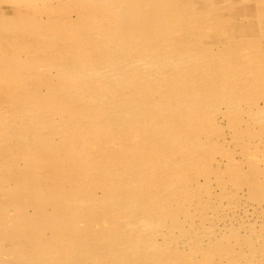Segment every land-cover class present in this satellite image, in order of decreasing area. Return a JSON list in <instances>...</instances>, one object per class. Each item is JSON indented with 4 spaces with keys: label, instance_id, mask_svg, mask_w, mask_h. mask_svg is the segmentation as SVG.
<instances>
[{
    "label": "rangeland",
    "instance_id": "rangeland-1",
    "mask_svg": "<svg viewBox=\"0 0 264 264\" xmlns=\"http://www.w3.org/2000/svg\"><path fill=\"white\" fill-rule=\"evenodd\" d=\"M90 1L0 0V264H264V0Z\"/></svg>",
    "mask_w": 264,
    "mask_h": 264
},
{
    "label": "bare ground",
    "instance_id": "bare-ground-1",
    "mask_svg": "<svg viewBox=\"0 0 264 264\" xmlns=\"http://www.w3.org/2000/svg\"><path fill=\"white\" fill-rule=\"evenodd\" d=\"M89 2H91V1L89 0ZM116 2H117V1H116ZM124 2H125V1H124ZM110 3H111V2H110ZM112 3H113V0H112ZM119 3H120V2H119ZM97 4H100V3H97ZM107 4H108V3H107ZM117 4H118V3H117ZM133 4L135 5L136 3H133ZM133 4H132V5H133ZM110 5H111V4H110ZM120 5H122V4L120 3ZM134 5H133V6H134ZM114 6H116V5H114ZM114 6L112 5L111 7H114ZM122 6H123V5H122ZM125 6H126V5H125ZM128 8H129V7H128ZM125 9H127V8H125ZM91 10H92V9H91ZM110 10H112V9L109 8V11H110ZM127 10H128V9H127ZM136 10H137V9H136ZM138 10H139V9H138ZM115 11H116V10H115ZM146 11H147V10H146ZM94 12H96V11L94 10ZM112 12H113V11H112ZM126 12H128V11H126ZM132 12H133V11L128 12V13H132ZM135 12H136V11H135ZM140 12H141V11H140ZM159 12H160V11H159ZM92 13H93V12H92ZM124 13H125V12H124ZM93 14H94V13H93ZM105 14H106V12H105ZM107 14H108V13H107ZM116 14H119V13H116ZM126 14H127V13H126ZM150 14H152V13H150ZM110 15H111V14H110ZM121 15H123V14L121 13L119 16H121ZM138 15H139V14H138ZM141 15H142V14H141ZM143 15H145V14H143ZM147 15H148V14H147ZM129 16H130V15H129ZM129 16H128V17H129ZM131 16H132V15H131ZM133 16H134V15H133ZM136 16H137V15H136ZM145 16H146V15H145ZM152 16H153V15H152ZM152 16H150V17H152ZM155 16H156V15H155ZM106 17H108V16H106ZM116 17H117V16H116ZM126 17H127V15H126ZM142 17H143V16H142ZM142 17H141V20H142ZM157 17H158V16H157ZM110 18H111V17H110ZM124 18H125V17H124ZM138 18H139V17H138ZM159 18H160V17H159ZM168 18H169V17H168ZM170 18H171V17H170ZM172 18H173V17H172ZM172 18H171V19H172ZM118 19H119V17H118ZM118 19L114 20V22H115V21H118ZM121 19H122V18H121ZM144 19H147V18H144ZM148 19H151V21H153L152 18H148ZM148 19H147V20H148ZM97 20H98V19H97ZM160 20H161V19H160ZM169 20H170V19H169ZM94 21H95V20H94ZM105 21H106V20H105ZM128 21H129V19H127V23H128ZM138 21H139V20H138ZM125 22H126V21H125ZM132 22H134V20H133ZM136 22H137V21H136ZM144 22H145V21H144ZM165 22H166V21H165ZM119 23H121V22H119ZM137 23L139 24V22H137ZM141 23H143V22H141ZM148 23H149V22H148ZM158 23H159V22H158ZM115 24H116V23H115ZM131 24H132V23H131ZM131 24H130V26H131ZM143 24H144V23H143ZM125 25H126V24H125ZM132 25H133V24H132ZM139 25H140V24H139ZM111 26H112V25H111ZM119 26H120V24H119ZM121 26H124V25H121ZM126 26L128 27V25H126ZM130 26H129V27H130ZM152 26H153V27H151V24H150V27H151V28H154L155 25L152 24ZM156 26H157V22H156ZM156 26H155V27H156ZM159 26H160V25H159ZM124 27H125V26H124ZM124 27H121L120 30H121L122 28L124 29ZM135 27H136V26H135ZM141 27H142V26H141ZM150 27H147V28H150ZM133 28H134V27H133ZM143 28H144V27H143ZM143 28H141L142 31H143ZM151 28H150V32L152 33ZM126 29H127V28H125V30H126ZM135 29H137V28H135ZM144 29H145V28H144ZM167 29H170V28H167ZM95 30H96V29H95ZM99 30H100V29H99ZM115 30H116V29H115ZM138 30H140V28H139ZM141 30L139 31L140 33H141ZM145 30H146V29H145ZM147 30H148V29H147ZM153 30H155V29H153ZM157 30H158V29H157ZM159 30H160V29H159ZM93 31H94V30H93ZM118 31H119V30H118ZM131 31L133 32V29H131ZM164 31H166V30H164ZM96 32H97V31H96ZM123 32H124V31H123ZM125 32H126L125 35H127V31H125ZM145 32L147 33V31H145ZM150 32H148V33H150ZM134 33H137V32L134 30ZM151 33H150V34H151ZM160 33H161V32H160ZM162 33H163V32H162ZM169 33H170V32H169ZM120 34H122V33H120ZM138 34H139V33H138ZM142 34H144V33H142ZM142 34H141V35H142ZM150 34H149V35H150ZM152 34H153V33H152ZM156 34H157V32H156ZM156 34H155V35H156ZM118 35H119V34H117V35H115V36H118ZM130 35H131V33H130ZM136 35H137V34H136ZM144 35H145V34H144ZM89 36H90V35H89ZM92 36H93V35H92ZM122 36H123V35H122ZM131 36H133V35H131ZM145 36H146V35H145ZM155 37H156V36H155ZM118 38H119V36H118ZM120 38H121V36H120ZM120 38H119V39H120ZM124 38H125V36H124ZM129 38H130V36H129V37L127 36V40H128ZM134 38H136V37H134ZM134 38H133V39H134ZM142 38H143V41H144V37H142ZM142 38H140V39H142ZM145 38H146V37H145ZM147 38H148V37H147ZM156 38H157V37H156ZM119 39H118V41H119ZM121 39H122V38H121ZM133 39H132V40H133ZM137 39H138V38H137ZM137 39H136V40H137ZM157 39H158V38H157ZM159 39H160V36H159ZM109 40H110V38H109ZM114 40H117V39L115 38ZM127 40H126V41H127ZM149 40H150V39H149ZM120 41H121V40H120ZM120 41H119V42H120ZM153 41H154V40H153ZM167 41H168V40H167ZM111 42H112V41H111ZM122 42H123V41H122ZM122 42H121V43H122ZM124 42H125V41H124ZM128 42H129V41H128ZM131 42H132V41H131ZM137 42H138V40H137ZM148 42H149V41L145 40V43H148ZM154 42H155V41H154ZM154 42L151 41L152 44H153ZM117 43H118V42H117ZM121 43H120V44H121ZM125 43H127V42H125ZM125 43H124V44H125ZM151 43H150V44H151ZM155 43H156V42H155ZM106 44H107V43H106ZM131 44H132V43H130V45H131ZM139 44H143V45H144L143 42H142V43H139ZM148 44H149V43H148ZM160 44H161V43H160ZM121 45H122V44H121ZM125 45H126V44H125ZM127 45H128V43H127ZM127 45H126V46H127ZM134 45L136 46V44H134ZM143 45H142V46H143ZM112 46H113V45H112ZM119 46H120V45H119ZM140 46H141V45H139V47H140ZM142 46H141V47H142ZM145 46L147 47V45H145ZM145 46H144V48H145ZM171 46H172V45H171ZM107 47H108V45H107ZM121 47H123V46H121ZM137 47H138V46H137ZM139 47H138V48H139ZM149 47H150V46H149ZM152 47H153V46H152ZM123 48H125V47H123ZM133 48H134V47H133ZM133 48H131V49H133ZM142 48H143V47H142ZM145 49H146V48H145ZM171 49H172V48H171ZM118 50H119V52H120V48H119ZM123 50H124V49H123ZM136 50H137V49H136ZM116 51H117V50H116ZM121 51H122V50H121ZM126 51H127V50H126ZM130 51H131V50H130ZM141 51H144V50L142 49ZM156 51H157V50H156ZM161 51H162V50H161ZM106 52H107V50H106ZM123 52H125V51H122V53H123ZM131 52H134V51H131ZM144 52H145V51H144ZM148 52H149V51H148ZM159 52H160V51H159ZM104 53H105V52H104ZM104 53H103V54H104ZM137 53H138V51H137ZM145 53H146V52H145ZM145 53H144V54H145ZM149 53H150V52H149ZM154 53H155V51L153 52V54H154ZM169 53H170V52H169ZM174 53H175V52H174ZM105 54H106V53H105ZM115 54H117V53L115 52ZM115 54H114V55H115ZM119 54H120V53H119ZM123 54L125 55V53H123ZM123 54H122V55H123ZM144 54H142V55H144ZM151 54H152V53H151ZM158 54H159V53H157V55H158ZM109 55H110V53H109ZM114 55H113V56H114ZM120 55H121V54H120ZM122 55H121V56H122ZM130 55H131V54H130ZM113 56H112V57H113ZM136 56H137V55H136ZM136 56H135V57H136ZM146 56L148 57V55H146ZM124 57H125V56H124ZM131 57H132V56H131ZM137 57H138V56H137ZM137 57H136V58H137ZM154 57H155V56H154ZM114 58H115V57H114ZM114 58L112 59L113 61H114ZM120 58H121V57H120ZM128 58H129V57H128ZM132 58H134V57H132ZM149 58H150V57H149ZM14 59H15V57H14ZM115 59H116V58H115ZM117 59H118V58H117ZM117 59H116V60H117ZM129 59H130V58H129ZM129 59H126V61L128 60V61H127L128 63H125V64H129V65H126V66H130V65H131V67H132V64L138 62V60L135 62V61H131V60H129ZM144 59H145V58H144ZM116 60H115V61H116ZM119 60H120V59H119ZM124 60H125V59H124ZM155 60H156V59H155ZM161 60H162V59H161ZM7 61H8V60H6V61H4V62H7ZM27 61H28V60H27ZM101 61H103V59H102ZM104 61H105V60H104ZM115 61H114V62H115ZM146 61H147V60H146ZM109 62H110V61H109ZM111 62H112V61H111ZM142 62H143V61H142ZM197 62H198V61H197ZM200 62H202V61H200ZM203 62H204V61H203ZM206 62H207V61H206ZM8 63H9V61H8ZM14 63H15V60H14ZM121 63L124 64L123 62H121ZM130 63H132V64H130ZM151 63H152V61H151ZM154 63H155V62H154ZM112 64H115V65H116V63H112ZM122 64L119 65V66H123ZM125 64H124V65H125ZM136 64H138V63H136ZM142 64H144V63H142ZM148 64H149V63H148ZM152 64H153V63H152ZM195 64H196V63H195ZM205 64H206V63H205ZM205 64H204V65H205ZM94 65H95V64H94ZM110 65H111V64H110ZM159 65H160V63H159ZM161 65H162V63H161ZM201 65H203V64H201ZM58 66H59V65H58ZM104 66H105V65H104ZM104 66H103V67H104ZM117 66H118V65H117ZM136 66H138V65H136ZM151 66H152V65H151ZM156 66H158V65H156ZM163 66H164V65H163ZM184 66H185V65H184ZM184 66H183V67H184ZM134 67H135V66H134ZM159 67H160V66H159ZM199 67H200V65H199ZM206 67H207V66H206ZM57 68H58V67H57ZM57 68H56V70H57ZM84 68H85V67H84ZM112 68H113V67H112ZM123 68H126V67H123ZM127 68H128V67H127ZM129 68H130V67H129ZM144 68H145V66H143V69H144ZM155 68H156V67H155ZM172 68H173V67H172ZM177 68H178V67H177ZM180 68L182 69V67H180ZM187 68H189V67H187ZM201 68H202V67H201ZM58 69H59V68H58ZM61 69H63V68H61ZM61 69H60V71H61ZM74 69H76V68H74ZM81 69H82V68H81ZM93 69H94V68H93ZM109 69H110V67H109ZM113 69H114V68H113ZM130 69L133 70L134 68H133V69L130 68ZM138 69H139V68H138ZM146 69H147V68H146ZM158 69H159V68H158ZM184 69L186 70V68H183L182 70H184ZM196 69H197V68H196ZM203 69H204V68H203ZM207 69H208V68H207ZM36 70H37V69H36ZM65 70H66V69H65ZM65 70H62V71H65ZM91 70H92V69H91ZM91 70H90V71H91ZM111 70H112V69H111ZM135 70H136V69H135ZM139 70H140V69H139ZM153 70H154V67H153ZM159 70H160V69H159ZM159 70H158V71H159ZM169 70H170V69H169ZM34 71H35V70H34ZM44 71H45V70H44ZM71 71H72V70H71ZM82 71H83V70H82ZM87 71H88V69H87ZM126 71H127V70H126ZM126 71H125V72H126ZM129 71H130V70H129ZM137 71H138V70H137ZM144 71H145V70H144ZM173 71H174V70H173ZM68 72H69V71L67 70V73H68ZM76 72H78V73L80 74V71H77V70H76ZM76 72H75V71H74V72H71V73H69L67 76H64V74H61V73H62V72H61V73H60V74H61V78H64V77H71L73 74H76ZM92 72H93V71H92ZM106 72H107V70L105 71V73H106ZM146 72L148 73L149 71H146ZM155 72H157V70H155ZM162 72H163V71H162ZM186 72H187V71H186ZM58 73H59V72H58ZM58 73H57V74H58ZM64 73H65V72H64ZM81 73H82V72H81ZM96 73H97V72H96ZM127 73H128V71H127ZM144 73H145V72H144ZM60 74H58V75L60 76ZM79 74H77V77H79V76H78ZM112 74H113V73H112ZM112 74H111V75H112ZM129 74L132 75L130 72H129ZM148 74H149V73H148ZM148 74H145V75H148ZM156 74H157V73H156ZM192 74H193V73H192ZM84 75H86V73H85ZM88 75H90V74L88 73ZM88 75H87V76H88ZM97 75L99 76V75H102V74H101V72H98ZM97 75H96V76H97ZM104 75H105V74H104ZM108 75L111 76L110 74H108ZM114 75H115V74H114ZM125 75H127V74H125ZM125 75H124V76H125ZM140 75H142V77L144 76L143 73H142V74L140 73ZM150 75H151V74H150ZM153 75H154V73H153ZM30 76H31V75H30ZM32 76H33V75H32ZM80 76H81V78H83V74H80ZM115 76H116V75H115ZM154 76H155V75H154ZM21 77H22V76H21ZM24 77H25V75H24ZM73 77L77 78L75 75H74ZM92 77H93V76H92ZM100 77H101V76H100ZM103 77H104V76H103ZM137 77H138V76H137ZM142 77H141V78H142ZM37 78H38V77H37ZM84 78H85V77H84ZM116 78H117V77H116ZM119 78H120V77H119ZM122 78H123V77H122ZM144 78H145V77H144ZM144 78H143V79H144ZM24 79H25V78H24ZM33 79H34V78H33ZM72 79H73V78H72ZM72 79H70V80L72 81ZM78 79H79V78H78ZM90 79H91V77H90ZM105 79H106V78H105ZM108 79H109V78H108ZM120 79H121V78H120ZM124 79H125V78H124ZM137 79H138V78H137ZM151 79H152V78H151ZM20 80H21V79H20ZM26 80H27V79H26ZM57 80H58V78H57ZM60 80H61V79H60ZM73 80H74V79H73ZM75 80L77 81V79H75ZM98 80H100V78H99ZM98 80H96V81L98 82ZM103 80H104V79H103ZM117 80H119V79L117 78ZM128 80H129V79H128ZM135 80H136V79H135ZM17 81H18V80H17ZM24 81H25V80H24ZM71 81H69V82H71ZM100 81H101V80H100ZM115 81H116V80H115ZM121 81H122V80H121ZM125 81H126V80H125ZM145 81H148V80H145ZM61 82H62V81H61ZM77 82H78V81H77ZM105 82H106V81H105ZM132 82H134V81H132ZM153 82H154V81H153ZM155 82H156V81H155ZM21 83H22V81H21ZM32 83H33V82H32ZM71 83H72V82H71ZM78 83H79V82H78ZM95 83H96V82H95ZM95 83H94V84H95ZM124 83H125V82H124ZM145 83H147V82H145ZM64 84H65V83H64ZM69 84H70V83H69ZM81 84L83 85V84H85V83H81ZM114 84H115V82H114ZM116 84H117V83H116ZM116 84H115V85H116ZM128 84H130V83H127V85H128ZM131 84H133V83H131ZM140 84H141V83H140ZM151 84H152V83H151ZM159 84H160V83H159ZM163 84H164V83H163ZM167 84H168V83H167ZM15 85H16V84H15ZM66 85H67V84H66ZM85 85H86V84H85ZM104 85H105V84H104ZM117 85H120V83L117 84ZM142 85H144V84H142ZM16 86H17V85H16ZM61 86H62V85H61ZM70 86H71V84H70ZM80 86H81V85H80ZM80 86L77 85L78 88H81ZM86 86H87V85H86ZM153 86H154V85H153ZM153 86H152V87H153ZM156 86H157V85H156ZM165 86H166V85H165ZM52 87H53V86H52ZM65 87H66V86H65ZM65 87H64V88H65ZM68 87H69V86H68ZM94 87H95V86H94ZM121 87H122V86H121ZM129 87H131V86H129ZM141 87H142V86H141ZM143 87H144V88H147V86H143ZM167 87H168V86H167ZM66 88H67V87H66ZM69 88H70V87H69ZM72 88H73V87H72ZM78 88H77V90H79ZM83 88H85V87H83ZM100 88H101V87H100ZM102 88H103V87H102ZM122 88H123V87H122ZM127 88H128V87H127ZM153 88H154V87H153ZM159 88H160V87H158V89H159ZM81 89H82V88H81ZM89 89H90V88H89ZM89 89H88V90H89ZM93 89H95V88H93ZM112 89H113V88H112ZM125 89H126V87H125ZM130 89H131V88H130ZM137 89H138V88H137ZM139 89H140V88H139ZM179 89H180V88H179ZM52 90H53V89H52ZM70 90H71V89H70ZM72 90H73V89H72ZM83 90H84V89H83ZM83 90H82V91H83ZM86 90H87V89H86ZM86 90H84V91H86ZM101 90H102V89H101ZM118 90H119V89H118ZM120 90H121V89H120ZM128 90H129V89H128ZM75 91H76V88H75ZM92 91H93V90H92ZM94 91H96V90H94ZM122 91H123V90H121V92H122ZM129 91H130V90H129ZM131 91H132V89H131ZM145 91H146V90H145ZM145 91H144V92H145ZM51 92H52V91H51ZM77 92H78V91H76L75 94H77ZM88 92H89V91H88ZM90 92H91V91H90ZM106 92H107V91H106ZM109 92H110V90H109ZM117 92H118V91H117ZM125 92H127V91H124V93H125ZM166 92H167V91H166ZM11 93H12V92H11ZM72 93H73V92H72ZM103 93H104V92H103ZM103 93H102V95H100L101 97L103 96ZM115 93H116V92H115ZM124 93H123V94H124ZM141 93H142V92H141ZM58 94H59V93H58ZM81 94H82V93H81ZM89 94H90V93H89ZM99 94H100V93H99ZM106 94H109V93H106ZM113 94H114V93H113ZM123 94H122V95H123ZM126 94H127V93H126ZM143 94H144V93H143ZM56 95H57V94H56ZM56 95H54L53 97L56 98V97H55ZM82 95H83V94H82ZM91 95H92V94H91ZM96 95H97V94H96ZM110 95H111V94H110ZM117 95H118V94H117ZM127 95H129V94H127ZM130 95H131V94H130ZM170 95H171V94H170ZM30 96H31V95H30ZM43 96H44V95H43ZM71 96H72V95H71ZM76 96H78V95H76ZM87 96H88V95H87ZM97 96H98V95H97ZM113 96H114V95H113ZM183 96H184V95H183ZM13 97H14V96H13ZM69 97H70V96H69ZM84 97H85V96H83V98H84ZM90 97H91V96H90ZM110 97H111V96H110ZM51 98H52V97H51ZM67 98H68V97H67ZM70 98H71V97H70ZM73 98H74V97H73ZM77 98H78V97H77ZM93 98H94V97H93ZM106 98H107V97L104 98V99H105V102H107L106 100L108 99V98H107V99H106ZM115 98H116V97H115ZM115 98H114V99H115ZM119 98H121V97H119ZM12 99H13V98H12ZM18 99H19V98H18ZM21 99H22V98H21ZM58 99H59V98H58ZM64 99H65V97H64ZM71 99H72V98H71ZM81 99H82V97H81ZM116 99H117V98H116ZM123 99H124V98H123ZM125 99H126V98H125ZM179 99H180V98H179ZM49 100H50V98H49ZM67 100H68V99H67ZM74 100H76V99H74ZM79 100H80V98H79ZM83 100H84V99H83ZM86 100H87V99H86ZM119 100H120V99H119ZM183 100H184V98H183ZM47 101H48V100H47ZM51 101H52V100H51ZM80 101H82V100H80ZM92 101H93V99H92ZM99 101L101 102V100H99ZM116 101H118V100H116ZM16 102H17V101H16ZM68 102H69V101H68ZM105 102H104V103H105ZM108 102H109V101H108ZM112 102H114L113 99H112ZM166 102H167V101H166ZM46 103H47V102H46ZM57 103H58V102H57ZM59 103H60V102H59ZM63 103H64V102H63ZM85 103H86V102H85ZM85 103H84V104H85ZM95 103H96V101L94 102V106H95ZM109 103H110V102H109ZM77 104H78V103H77ZM80 104H81V103H80ZM80 104H79V105H80ZM87 104H88V106H89V103H87ZM91 104H93V103H91ZM105 104H106V103H105ZM56 105H57V104H56ZM58 105H59V104H58ZM58 105H57V106H58ZM66 105H67V102H66ZM66 105H65V106H66ZM74 105H75V104H74ZM79 105H78L77 107H79ZM98 105H99V104H98ZM108 105H109V104H108ZM111 105H112V104H111ZM116 105H117V104H116ZM237 105H238V104H237ZM44 106H45V105H44ZM68 106H70V105L68 104ZM96 106H97V105H96ZM117 106H118V105H117ZM184 106H185V105H184ZM70 107H71V106H70ZM70 107H69V108H70ZM77 107H76V109H77ZM91 107H92V106H91ZM98 107H99V106H98ZM25 108H26V107H25ZM40 108H41V107H40ZM57 108H58V107H57ZM63 108L65 109V107H63ZM73 108H74V106H73ZM82 108H85V106H84V107H81V109H82ZM99 108H100V107H99ZM106 108H107V107H106ZM162 108H163V107H162ZM46 109H48V108H46ZM61 109H62V108H61ZM71 109H72V108H71ZM76 109H75V110H76ZM81 109H78V111L81 112ZM104 109H105V108H104ZM104 109H103L102 112H105ZM114 109H115V108H114ZM53 110H54V109H53ZM66 110L68 111V108H67ZM84 110H85V109H84ZM84 110H83V111H84ZM101 110H102V108H101ZM188 110H189V109H188ZM45 111H46V110H45ZM69 111H70V110H69ZM72 111H73V110H72ZM95 111H96V110H95ZM95 111H94V112H95ZM114 111H115V110H114ZM167 111H168V110H167ZM31 112H32V111H31ZM39 112H40V111H39ZM43 112H44V111H43ZM88 112H89V110H88ZM98 112H99V111H98V109H97V112H96V113H98ZM106 112H107V110H106ZM176 112H177V111H176ZM32 113H33V112H32ZM36 113H38V112H36ZM53 113H54V112H53ZM76 113H77V111H76ZM118 113H119V112H118ZM178 113H179V111H178ZM188 113H189V112H188ZM16 114H17V113H16ZM61 114H62V113H61ZM67 114H68V113H67ZM70 114H71V112H70ZM111 114H112V113H111ZM115 114L118 115L117 113H115ZM115 114H114V115H115ZM175 114H176V113H175ZM25 115H26V114H25ZM68 115H69V114H68ZM72 115H73V113H72ZM74 115H75V114H74ZM83 115H84V114H83ZM99 115L101 116L102 114H99ZM107 115H108V114H107ZM116 115H115V116H116ZM4 116H5V115H4ZM37 116H38V115H37ZM37 116H36V117H37ZM45 116H46V115H45ZM104 116H105V115H104ZM112 116H113V115H111V117H112ZM119 116H120V115H119ZM119 116H117V117H119ZM126 116H127V115H126ZM176 116H177V115H176ZM32 117H33V116H32ZM34 117H35V116H34ZM40 117H41V116H40ZM40 117H38V118L40 119ZM42 117L44 118L43 115H42ZM63 117H65V116H63ZM68 117H70V116H68ZM130 117H131V116H130ZM174 117H175V116H174ZM20 118H21V117H20ZM66 118H67V117H66ZM75 118H76V117H75ZM121 118H122V117H121ZM125 118H126V117H125ZM128 118H129V117H128ZM128 118H127V119H128ZM0 119H1V118H0ZM32 119H33V118H32ZM46 119H48V117H47ZM49 119H50V118H49ZM59 119H60V118H59ZM64 119H65V118H64ZM64 119H62V120H64ZM70 119H71V118H70ZM118 119H120V118H118ZM51 120H53V119L51 118ZM27 121H28V120H27ZM36 121L39 122V123H41V122H40L41 120H40V121L36 120ZM42 121H43V120H42ZM45 121H46V120H45ZM45 121H43V122L45 123ZM48 121H49V120H48ZM53 121H54V120H53ZM58 121H59V120H58ZM131 121H132V120H131ZM155 121H156V120H155ZM168 121H169V120H168ZM3 122H4V121H3ZM5 122H6V121H5ZM43 122H42V124H43ZM112 122H113V121H112ZM21 123H22V122H21ZM23 123H24V122H23ZM107 123H109V122H107ZM67 124H68V123H67ZM69 124H70V122H69ZM74 124H75V123H74ZM76 124H77V123H76ZM76 124H75V125H76ZM91 124H92V123H91ZM6 125H7V124H6ZM10 125H11V124H10ZM43 125H44V124H43ZM45 125H46V124H45ZM63 125H64V124H63ZM38 126H40V125H38ZM52 126H53V125H52ZM52 126L49 125V127H52ZM64 126H65V125H64ZM69 126H71V125H69ZM89 126H90V125H89ZM102 126H103V125H102ZM46 127H47V126H46ZM72 127H73V125H72ZM72 127H71V128H72ZM74 127H75V126H74ZM104 127H105V126H104ZM6 128H7V127H6ZM52 128H53V127H52ZM58 128H59V127H58ZM59 129H60V128H59ZM65 129H66V128H65ZM68 129H69V128H68ZM79 129H80V128H79ZM107 129H108V128H107ZM48 130H50V129H48ZM86 130H87V129H86ZM2 131H3V130H2ZM81 131H83V130H81ZM84 131H85V130H84ZM84 131H83V132H84ZM88 131H90V130H88ZM3 132H4V131H3ZM31 132H32V130H31ZM46 132H47V131H46ZM75 132H76V131H75ZM79 132H80V131H78V133L76 132V134H79ZM109 132H110V131H109ZM43 133H44V132H43ZM47 133H48V132H47ZM84 133H85V132H84ZM2 134H3V133H2ZM51 134L53 135V133H51ZM54 134H56V133H54ZM64 134H66V133L64 132ZM80 134H81V133H80ZM105 134H106V133H105ZM33 135H35V133H34ZM36 135H37V134H36ZM40 135H41V133H40ZM40 135H39V136H40ZM66 135H67V134H66ZM83 135H85V134H83ZM93 135H94V134H93ZM19 136H20V135H19ZM90 136H91V135H90ZM90 136H89V134H88V137H89V138H90ZM24 137H25V136H24ZM28 137H29V136H28ZM88 137H87V138H84V139H88ZM106 137H107V135H106ZM17 138H18V137H17ZM44 138H45V137H44ZM51 138H52V137H51ZM53 138H54V135H53ZM53 138H52V139H53ZM82 138H83V136H82ZM93 138H94V136H93ZM99 138H100V137H99ZM110 138H111V137H110ZM45 139L47 140V138H45ZM97 139H98V138H97ZM0 140H1V139H0ZM9 140H10V139H9ZM14 140H15V138H14ZM40 140H43V139H40ZM46 140H45V141H46ZM82 140H83V139H82ZM91 140H92V139H91ZM98 140H99V139H98ZM101 140H102V139H101ZM32 141H33V140H32ZM47 141H48V140H47ZM52 141H53V140H52ZM80 141H81V139H80ZM86 141H87V140H86ZM95 141H96V140H95ZM106 141H107V140H106ZM108 141H110V140L108 139ZM37 142H38V141H37ZM37 142H36V143H37ZM41 142H42V141H41ZM43 142H44V141H43ZM63 142H64V141H63ZM38 143H40V142H38ZM49 143H51V141H50ZM49 143H48V144H49ZM101 143H102V142H101ZM105 143H106V142H105ZM41 144H43V143H41ZM45 144H46V143H45ZM92 144H93V143H92ZM96 144H97V143H96ZM65 145H66V144H65ZM70 145H71V144H70ZM97 145H98V144H97ZM33 146H34V145H33ZM53 146H54V145H53ZM78 146H79V145H78ZM99 146H100V145H99ZM43 147H45V146H43ZM50 147H52V146H50ZM84 147H85V144H84ZM89 147H90V146H89ZM91 147H92V145H91ZM46 148H47V147H46ZM46 148H44L45 151H46ZM66 148H67V147H66ZM68 148H71V147H68ZM68 148H67V149H68ZM72 148H73V147H72ZM75 148H76V147H75ZM100 148H101V147H100ZM103 148H105V147H103ZM56 149H57V148H56ZM90 150H91V149H90ZM47 151H48V150H47ZM52 151H53V150H52ZM78 151H79V150H78ZM92 151H93V150H92ZM94 151H95V150H94ZM94 151H93V152H94ZM97 151H98V150H97ZM101 151H102V149H101ZM80 152H81V151H80ZM82 152H83V150H82ZM88 152H89V151H88ZM31 153H32V152H31ZM100 153H101V152H100ZM12 154H13V153H12ZM57 154H58V153H57ZM79 154H80V153H79ZM48 155L50 156L51 154H48ZM65 155H66V154H64V157H65ZM46 156H47V155H46ZM51 156H52V155H51ZM51 156H50V157H51ZM18 157H19V156H16V158H18ZM30 157H31V156H30ZM68 157H69V156H68ZM77 157H79V156H77ZM80 157H81V156H80ZM82 157H83V156H82ZM72 158H73V157H72ZM88 158H89V157H88ZM97 158H98V157H97ZM14 159H15V157H14ZM44 159H45V158H44ZM66 159H67V158H66ZM66 159H64V161H65ZM28 160H30V159H27V161H28ZM51 160H52V159H51ZM61 160H62V159H61ZM79 160H80V159H79ZM84 160H85V159H84ZM10 161H11V160H10ZM69 161H70V160H69ZM71 161H72V159H71ZM73 161H74V160H73ZM76 161H77V160H76ZM76 161H75V162H76ZM85 161H87V160H85ZM94 161H96V160H94ZM29 162H30V161H29ZM29 162H28V163H29ZM32 162H33V161H32ZM39 162H41V161H39ZM35 163H37V162L35 161ZM76 163H77V162H76ZM82 163H83V161H82ZM84 163H85V162H84ZM67 164H68V163H67ZM93 164H97V162H96V163H93ZM92 166H93V165H92ZM114 167H115V166H114ZM94 168H95V167H94ZM36 170H37V168H36ZM134 170H135V169H134ZM33 175H35V174H33ZM39 175H40V174H39ZM44 175H46V174L44 173ZM114 175H115V174H114ZM114 175H113V176H114ZM149 176H150V175H149ZM115 178H116V177H115ZM115 178H114V179H115ZM43 179H44V178H43ZM138 179H139V178H138ZM44 181H45V180H44ZM188 181H189V180H188ZM122 182H123V181H122ZM117 183H118V182H117ZM117 183H116V184H117ZM119 183H120V182H119ZM175 183H176V182H175ZM35 184H36V183H35ZM144 184H145V183H144ZM146 184H148V183H146ZM37 185H38V184H37ZM137 185H138V184H137ZM35 186H36V185H35ZM116 186H117V185H116ZM186 186H187V185H186ZM145 187H146V186H145ZM76 190H78V189H76ZM72 191H73V190H72ZM79 192L81 193V191H78V193H79ZM68 194H69V193H68ZM71 194H72V193H71ZM76 194H77V192H76ZM65 196H66V195H65ZM69 196H70V195H69ZM72 196H73V195H72ZM76 196H77V195H76ZM127 196H128V195H127ZM59 197H60V196H59ZM77 197H78V196H77ZM77 197H76V198H77ZM76 198H73V199H76ZM54 199H55V198H54ZM66 199H68L67 196H66ZM73 199H72V201H74ZM77 199H79V198H77ZM77 199H76V200H77ZM61 200H62V199H61ZM63 200L65 201L64 197H63ZM79 200H81V199H79ZM56 201H57V200H56ZM70 201H71V200H70ZM72 201H71V202H72ZM77 201H78V200H77ZM78 202H80V201H78ZM67 208H68V207H67ZM71 209H73V208H71ZM71 209H70V207H69V210H71ZM65 210H66V209H64V211H65ZM69 210H68V211H69ZM75 210H76V209H74V211H75ZM178 210H179V209H178ZM66 211H67V210H66ZM148 212H149V211H148ZM154 212H155V211H154ZM67 213H69V212H67ZM136 213H137V212H136ZM155 214H156V213H155ZM40 215H41V214H40ZM64 215H65V214H64ZM138 215H139V214H138ZM151 215H152V214H151ZM75 216H76V215H75ZM156 216H157V215H156ZM144 217H145V216H144ZM46 218H48V217H45V219H46ZM137 218H138V217H137ZM59 219H60V218H59ZM59 219H58V220H59ZM73 220H74V219H73ZM69 221H70V219H69ZM80 222H81V221H80ZM128 222H129V221H128ZM74 223H75V222H74ZM78 224H79V223H78ZM133 224H134V223H133ZM123 225H124V224H123ZM66 226H69V225H65V227H66ZM124 226H126V224H125ZM127 226H128V224H127ZM138 226H140V225H138ZM141 226H142V225H141ZM124 228H125V227H124ZM6 229H7V228H6ZM68 229H70V228H68ZM68 229H67V230H68ZM104 229H105V228H104ZM125 229H126V228H125ZM127 229H128V228H127ZM157 229H159V228H157ZM108 230H109V229H108ZM123 230H124V229H123ZM72 231H73V230H72ZM85 231H86V230H85ZM151 231H152V230H151ZM146 232H147V231H146ZM158 232H159V231H158ZM2 233H3V232H2ZM66 233H67V232H66ZM147 233H149V232H147ZM150 233H152V232H150ZM74 234H75V233H74ZM100 234H101V232H100ZM145 234H146V233H145ZM83 235H84V234H83ZM110 235H112V234H110ZM137 235H138V234H137ZM142 235H143V234H142ZM155 236H156V235H155ZM159 236H160V235H159ZM83 237H84V236H83ZM99 237H100V236H99ZM138 237H139V236H138ZM71 238H72V237H71ZM108 238H109V237H108ZM157 238H158V237H157ZM5 239H6V238H5ZM138 239H139V238H138ZM149 239H150V238H149ZM166 239H167V237H166ZM64 240H65V239H64ZM74 240H75V239H74ZM0 241H1V240H0ZM61 241H62V240H61ZM77 241H78V240H77ZM17 242H18V241H17ZM66 242H67V241H66ZM73 242H74V241H73ZM84 242H85V241H84ZM111 242H112V241H111ZM0 243H1V242H0ZM58 243H59V242H58ZM69 243H70V242H69ZM168 243H169V242H168ZM37 244H38V242H37ZM39 244H40V243H39ZM60 244H61V242H60ZM66 244H68V243H66ZM113 244H114V243H113ZM116 244H117V243H116ZM1 245H2V243H1ZM58 245H59V244H58ZM69 245H70V244H69ZM71 245H72V247H74L73 244H71ZM172 245H173V244H172ZM42 246H43V245H42ZM66 246H67V245H66ZM88 247H89V246H88ZM88 247H87V248H88ZM30 248H31V247H30ZM67 248H68V247H67ZM70 248H71V247H70ZM70 248H69V250H70ZM89 248H90V247H89ZM89 248H88V249H89ZM95 248H97V247H95ZM112 248H113V247H112ZM153 248H154V247H153ZM162 248H163V247H162ZM126 249H127V248H126ZM28 250H29V249H28ZM34 250H35V249H34ZM111 250H112V249H111ZM47 251H48V250H47ZM76 251H77V249L75 250V252H76ZM86 251H87V249H86ZM107 251H108V250H107ZM125 251H126V250H125ZM128 251H129V250H128ZM135 251H136V250H135ZM137 251H138V250H137ZM70 252H71V251H70ZM77 252H78V251H77ZM79 252H80V251H79ZM113 252H114V251H113ZM43 253H45V252H43ZM43 253H42V254H43ZM47 253H48V255H49V253H51V252H47ZM68 253H69V252L67 251V254H68ZM86 253H87V252H86ZM110 253H111V252H110ZM114 253H115V252H114ZM30 254H31V253H30ZM51 254H52V253H51ZM54 254H55V253H54ZM64 254H65V253H64ZM67 254H65V255H67ZM70 254H71V253H70ZM72 254H73V253H72ZM103 254H104V253H103ZM105 254H106V253H105ZM107 254H108V253H107ZM21 255H22V254H21ZM24 255H25V254H24ZM26 255H28V254H26ZM26 255H25V256H26ZM34 255H35V254H34ZM44 255H45V254H44ZM74 255H75V257L77 258V254L74 253ZM78 255H79V253H78ZM109 255H110V254H109ZM133 255H135V254H133ZM54 256H56V255H53V256H51V257H54ZM92 256H93V255H92ZM102 256H104V255H102ZM106 256H107V255H106ZM113 256H114V255H113ZM40 257H41V255H40ZM40 257L38 256V258H40ZM45 257H46V256H45ZM45 257H44V258H45ZM70 257H71V256H69V258H70ZM72 257H73V256H72ZM75 257H73V258H75ZM79 257H80V255H79ZM79 257H78L77 259H79ZM81 257H82V256H81ZM86 257H87V256H86ZM89 257H91V255H89ZM94 257H95V256H94ZM118 257H119V256H118ZM124 257H125V256H124ZM21 258H22V257H21ZM91 258H92V257H91ZM102 258H103V257H102ZM104 258H105V256H104ZM115 258H116V257H115ZM115 258L113 257V259H115ZM125 258H126V257H125ZM32 259H33V258H32ZM77 259H76V260H77ZM108 259H109V257H108ZM40 260H41V259H40ZM42 260H44V259H42ZM70 260H72V258H71ZM86 260H87V259H86ZM116 260H117V259H116ZM110 261H111V259H110ZM129 261H130V260H129ZM49 262H51V260H50ZM75 262H76V261H75ZM78 262H79V261H78ZM111 262H112V261H111ZM41 263H43V262H41ZM59 263H60V262H59ZM63 263H64V262H63ZM69 263H70V262H69ZM69 263H68V264H69ZM72 263H73V261H72ZM76 263H77V262H76ZM60 264H61V263H60ZM65 264H66V263H65ZM99 264H100V262H99ZM115 264H116V263H115ZM132 264H133V262H132Z\"/></svg>",
    "mask_w": 264,
    "mask_h": 264
}]
</instances>
